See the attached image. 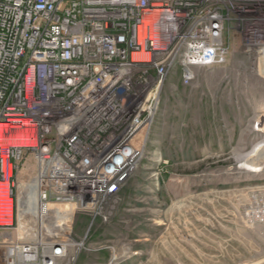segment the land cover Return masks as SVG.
<instances>
[{
  "label": "built area",
  "instance_id": "2783aa9c",
  "mask_svg": "<svg viewBox=\"0 0 264 264\" xmlns=\"http://www.w3.org/2000/svg\"><path fill=\"white\" fill-rule=\"evenodd\" d=\"M264 53V0H0V229L14 230L18 164L50 203L106 222L138 170L167 77L226 63L224 37ZM142 128V149L131 145ZM264 227V196L243 212ZM83 239H17L2 264H70Z\"/></svg>",
  "mask_w": 264,
  "mask_h": 264
},
{
  "label": "rangeland",
  "instance_id": "374dc122",
  "mask_svg": "<svg viewBox=\"0 0 264 264\" xmlns=\"http://www.w3.org/2000/svg\"><path fill=\"white\" fill-rule=\"evenodd\" d=\"M223 43L224 65L194 69L188 85L178 71L167 77L146 141V128L131 141L139 150L145 141L138 170L106 222L70 204L42 216L44 234L72 224L70 235L83 239L70 264H264V227H248L243 217L250 192L264 196V165L243 168L264 156V56L257 62L233 31ZM18 166L19 239L17 195L36 162L25 154Z\"/></svg>",
  "mask_w": 264,
  "mask_h": 264
},
{
  "label": "bare ground",
  "instance_id": "6f19581e",
  "mask_svg": "<svg viewBox=\"0 0 264 264\" xmlns=\"http://www.w3.org/2000/svg\"><path fill=\"white\" fill-rule=\"evenodd\" d=\"M264 56V53L260 54V57ZM264 165V156H262L258 163L254 165V162L249 160L244 163L243 168L250 172H258L260 168ZM17 202H18V217H19V233L21 234V240L28 239L24 236H32L36 237L40 233V220H42V216L45 215L48 211L52 212L55 209L54 206L46 207L45 214L41 213V207L37 201V184L36 178H32L30 185L23 195L22 198H18L17 195ZM68 211V210H66ZM70 212V211H69ZM68 215V213H67Z\"/></svg>",
  "mask_w": 264,
  "mask_h": 264
},
{
  "label": "crops",
  "instance_id": "0c3cea01",
  "mask_svg": "<svg viewBox=\"0 0 264 264\" xmlns=\"http://www.w3.org/2000/svg\"><path fill=\"white\" fill-rule=\"evenodd\" d=\"M55 204L56 203H50L48 204L47 207L49 208L55 206ZM42 228H43V223L41 225V231L39 233L45 237H54V238L66 237L72 232V224L70 227H68L67 224H65L64 226L57 228L55 232H47L48 230H46V233H50V234H44ZM13 232L14 230L11 231V230L0 229V264H2V260L6 255V249L10 248L11 245L14 244L18 239L17 237H15ZM18 237L21 240V234L19 232H18Z\"/></svg>",
  "mask_w": 264,
  "mask_h": 264
}]
</instances>
